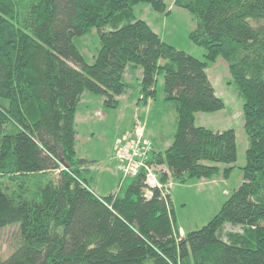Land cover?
<instances>
[{"label": "trees", "instance_id": "obj_1", "mask_svg": "<svg viewBox=\"0 0 264 264\" xmlns=\"http://www.w3.org/2000/svg\"><path fill=\"white\" fill-rule=\"evenodd\" d=\"M139 4L169 13L165 0H0V232H20L0 264H264V0H175L196 22L189 39L204 60L136 19ZM94 30L90 64L76 40ZM219 58L243 99L249 147L243 182L218 214L182 236L171 195L148 198L143 175L124 195L97 196L76 150L83 100L117 110L130 95L146 107L160 79L178 117L170 147L152 158L163 185L230 178L235 131L195 124L225 108L207 74ZM130 68L142 70L137 87Z\"/></svg>", "mask_w": 264, "mask_h": 264}, {"label": "rangeland", "instance_id": "obj_2", "mask_svg": "<svg viewBox=\"0 0 264 264\" xmlns=\"http://www.w3.org/2000/svg\"><path fill=\"white\" fill-rule=\"evenodd\" d=\"M174 2L175 0H165L169 8L167 14L155 12L147 4H139L134 8L135 18L145 21L163 42L176 50L204 60L206 50L194 45L189 39V33L196 27L193 16L174 6ZM76 44L83 49L82 53L88 63H93V57L100 48L98 31L94 30L90 36L77 39ZM207 74L217 97L225 103V108L213 114L198 113L195 124L213 132L234 130L237 138L238 161L232 177L225 182V185L220 184L222 180L218 178L215 179L214 184L197 180L186 185L171 182L173 184L170 193L174 203L176 224L184 235L202 229L218 214L229 195L242 184L243 173L240 169L247 163L246 152L249 141L244 131L243 99L232 82L227 64L222 58L207 70ZM164 96L163 81L160 79L157 85V98L146 107L132 105L122 100L121 106L113 110L103 107V101L99 97H93L96 100L94 102L87 101L85 97L77 114L76 150L79 159L89 162L86 166L88 172L84 177L97 196L108 197L119 193L124 195L133 181L131 178L126 181L120 178V174L115 170L116 162L113 158L114 141L132 124L135 127L139 122L161 153L167 149L166 143L169 145L172 143L178 117L174 108L164 102ZM87 105L89 106L86 107ZM87 108L90 114L89 121H86L83 115ZM114 188L115 190L112 191ZM226 230L241 231L240 228H232L230 225H227ZM19 244L18 226L3 229L0 232V260L8 259Z\"/></svg>", "mask_w": 264, "mask_h": 264}, {"label": "built area", "instance_id": "obj_3", "mask_svg": "<svg viewBox=\"0 0 264 264\" xmlns=\"http://www.w3.org/2000/svg\"><path fill=\"white\" fill-rule=\"evenodd\" d=\"M116 170L123 181L144 176L147 186V197L153 195V190L163 191L164 195H171L172 183L163 185L160 180L161 167L152 163L155 153L152 140L146 135L142 125L137 122L129 132L119 136L113 143Z\"/></svg>", "mask_w": 264, "mask_h": 264}, {"label": "crops", "instance_id": "obj_4", "mask_svg": "<svg viewBox=\"0 0 264 264\" xmlns=\"http://www.w3.org/2000/svg\"><path fill=\"white\" fill-rule=\"evenodd\" d=\"M141 78H142V70H139V69H135V68H130L128 71H127V73H126V75H125V80L127 81V83H129L130 85H134V87H137L139 84H140V80H141ZM86 100L88 101L89 100V102H94V101H96L93 97H91V96H87V98H86ZM122 100H125L127 103H131L132 105H136L137 106V104H136V101H131V98H130V95H126V96H124V97H122L121 98V102H122ZM85 100H83V102H84ZM150 104V103H149ZM148 104V105H149ZM90 105V104H89ZM89 105H87L86 107H88ZM83 115L85 116V119H86V121H89V118H90V114H89V110H88V108L86 109V112L85 113H83ZM133 124L130 126V128L129 129H127V131L128 130H130L131 128H133ZM127 131H125L124 133H126ZM124 133H122L121 135H123ZM120 135V136H121ZM147 136L148 137H150V135H149V133L147 132ZM77 139H78V136H77ZM151 139V138H150ZM171 145V144H170ZM170 145L168 144V143H166V146H167V149L170 147ZM154 147H155V151L156 152H159L157 149H156V145H154ZM113 158H114V156H113ZM114 161H115V159H114ZM115 170H116V167H115ZM117 171V170H116ZM234 173V172H233ZM232 173V174H233ZM232 177V175L230 176V178ZM120 178H121V176H120ZM229 178V179H230ZM243 178V177H242ZM216 180H217V178H215ZM214 179V181L213 180H202L201 182H211V183H216V180ZM218 179H221L222 180V182L220 183V184H222V185H225L226 183V181H228V180H226V179H224L223 177H219ZM213 181V182H212ZM115 190V188L112 190V191H114ZM225 193L226 194H228V192L227 191H225ZM173 200V199H172ZM173 206H174V203H173ZM181 235L183 236L184 235V233H183V231H181Z\"/></svg>", "mask_w": 264, "mask_h": 264}]
</instances>
